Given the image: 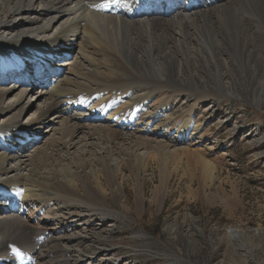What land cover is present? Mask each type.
Masks as SVG:
<instances>
[{
	"label": "bare ground",
	"instance_id": "obj_1",
	"mask_svg": "<svg viewBox=\"0 0 264 264\" xmlns=\"http://www.w3.org/2000/svg\"><path fill=\"white\" fill-rule=\"evenodd\" d=\"M263 84L264 0H0V264H109L110 229L92 219L125 220L104 194L127 202L126 167L139 211L150 162L215 178L200 112L180 123L176 101L158 99L193 91L202 106L221 95L259 107L263 87L248 90Z\"/></svg>",
	"mask_w": 264,
	"mask_h": 264
},
{
	"label": "rangeland",
	"instance_id": "obj_2",
	"mask_svg": "<svg viewBox=\"0 0 264 264\" xmlns=\"http://www.w3.org/2000/svg\"><path fill=\"white\" fill-rule=\"evenodd\" d=\"M253 86L263 87L264 98V84L249 85L248 91ZM172 92L157 102L166 97L168 104L176 101L172 113L180 123L191 108L200 112L198 147L217 167L215 178L202 184L200 171L193 166L171 160L172 170L168 163L163 169L150 162L140 173L145 201L139 211L135 207L138 185L126 167L121 180L127 202L116 205L108 191L104 194L109 207L127 215L125 220L114 223L112 216L103 215L100 221L92 219V225L101 222L109 227L104 239L116 245V257L123 256L125 264H264V154H259L263 146L252 136L256 131V137L264 138V103L257 107L244 98L220 95L202 106L197 103L199 93L190 91L183 102L173 99L181 91ZM229 227L245 231L249 238L230 240ZM100 259L106 260L107 255Z\"/></svg>",
	"mask_w": 264,
	"mask_h": 264
},
{
	"label": "built area",
	"instance_id": "obj_3",
	"mask_svg": "<svg viewBox=\"0 0 264 264\" xmlns=\"http://www.w3.org/2000/svg\"><path fill=\"white\" fill-rule=\"evenodd\" d=\"M82 257H87V254H85V255H82ZM116 257V256H115ZM116 259H117V261H116ZM116 259H114V262L116 261V263H118V264H125L126 263V261H124V258H123V256H119V257H116ZM81 260H83V259H81ZM80 260V261H81ZM119 260V261H118ZM81 262H83V261H81ZM110 262V261H109ZM109 264H111V262L109 263Z\"/></svg>",
	"mask_w": 264,
	"mask_h": 264
},
{
	"label": "snow or ice",
	"instance_id": "obj_4",
	"mask_svg": "<svg viewBox=\"0 0 264 264\" xmlns=\"http://www.w3.org/2000/svg\"><path fill=\"white\" fill-rule=\"evenodd\" d=\"M102 6H105V5H102ZM81 103H86V101H83V100H82ZM12 251H13V252H17V249H16L15 247H13V248H12Z\"/></svg>",
	"mask_w": 264,
	"mask_h": 264
}]
</instances>
